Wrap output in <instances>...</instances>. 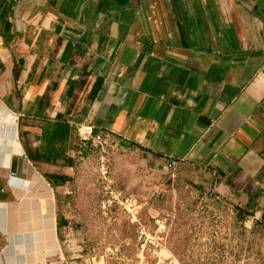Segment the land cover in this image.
<instances>
[{
  "label": "crops",
  "instance_id": "crops-1",
  "mask_svg": "<svg viewBox=\"0 0 264 264\" xmlns=\"http://www.w3.org/2000/svg\"><path fill=\"white\" fill-rule=\"evenodd\" d=\"M62 119L264 187V0H0V264H77L26 150Z\"/></svg>",
  "mask_w": 264,
  "mask_h": 264
},
{
  "label": "rangeland",
  "instance_id": "rangeland-1",
  "mask_svg": "<svg viewBox=\"0 0 264 264\" xmlns=\"http://www.w3.org/2000/svg\"><path fill=\"white\" fill-rule=\"evenodd\" d=\"M74 99L86 103L88 96L79 92ZM73 151L68 182L52 186L54 194L58 191L59 240L70 261L137 264V227L118 206H105L108 182L102 169L107 163L109 185L137 201L140 222L148 224L159 214L169 216L167 246L183 264H264V197L253 213L244 211L252 182L244 187L240 179L230 187L227 177L191 161L168 169L166 161L121 147L108 132L102 144L78 143ZM60 166L36 167L52 175L50 171H66ZM1 181L7 186L4 193L8 192L7 181Z\"/></svg>",
  "mask_w": 264,
  "mask_h": 264
},
{
  "label": "built area",
  "instance_id": "built-area-1",
  "mask_svg": "<svg viewBox=\"0 0 264 264\" xmlns=\"http://www.w3.org/2000/svg\"><path fill=\"white\" fill-rule=\"evenodd\" d=\"M81 142H96L102 144L106 136V130L95 132V128L90 124H82L78 126ZM184 159L169 157L166 160L168 169H175ZM103 179L108 182L105 185L107 197L105 200L106 207L113 205L128 217L130 223L136 226L135 232V248L137 264H183L182 261L167 246V238L170 230L169 216L167 214H159L154 216L150 223L140 222L137 201L130 195H121L112 190L109 185L110 166L105 163L102 169ZM117 252H119L117 250ZM112 254V252H111Z\"/></svg>",
  "mask_w": 264,
  "mask_h": 264
},
{
  "label": "trees",
  "instance_id": "trees-1",
  "mask_svg": "<svg viewBox=\"0 0 264 264\" xmlns=\"http://www.w3.org/2000/svg\"><path fill=\"white\" fill-rule=\"evenodd\" d=\"M20 69L16 68V80L18 79V73ZM103 80L97 79L92 90L88 95L90 101H94L102 89ZM75 100V99H74ZM76 101V100H75ZM80 122V121H79ZM76 123V122H75ZM77 124V123H76ZM99 131L95 128V132ZM42 145L40 149H31L26 144V150L28 153V158L33 163H46L53 165H64V166H73L72 154L74 148L77 147V144H81V139L79 136L78 126L72 125L71 121L68 119H62V121H50L45 120L42 123ZM47 181L53 186L57 187L59 183L68 182L69 178L65 176L58 175H45ZM233 187L234 183H228ZM249 184H247L248 186ZM246 186V187H247ZM6 184L0 180V200L5 198L4 191L6 190ZM248 194L245 201L244 211L247 214L253 213L257 206L259 205V199L264 197V187H250L247 190ZM264 216V212H263ZM61 227L58 220V228Z\"/></svg>",
  "mask_w": 264,
  "mask_h": 264
},
{
  "label": "bare ground",
  "instance_id": "bare-ground-1",
  "mask_svg": "<svg viewBox=\"0 0 264 264\" xmlns=\"http://www.w3.org/2000/svg\"><path fill=\"white\" fill-rule=\"evenodd\" d=\"M51 196V195H50Z\"/></svg>",
  "mask_w": 264,
  "mask_h": 264
}]
</instances>
